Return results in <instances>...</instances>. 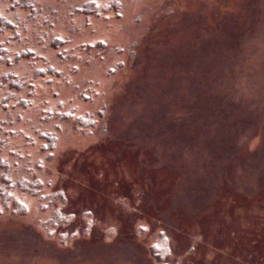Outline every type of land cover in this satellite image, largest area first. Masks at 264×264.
<instances>
[{
	"label": "rangeland",
	"instance_id": "374dc122",
	"mask_svg": "<svg viewBox=\"0 0 264 264\" xmlns=\"http://www.w3.org/2000/svg\"><path fill=\"white\" fill-rule=\"evenodd\" d=\"M35 1L0 264H264V0Z\"/></svg>",
	"mask_w": 264,
	"mask_h": 264
},
{
	"label": "trees",
	"instance_id": "16d2710c",
	"mask_svg": "<svg viewBox=\"0 0 264 264\" xmlns=\"http://www.w3.org/2000/svg\"><path fill=\"white\" fill-rule=\"evenodd\" d=\"M35 3H36L35 0H19V1L0 0V36L4 34L6 31H9L10 33V36L8 37V39L0 41V52L1 54L4 53L6 55V56L1 57L3 58V60L0 59V65H3V66H0V74H1L2 79L7 80L9 78L14 77L13 72H12V66L15 65V62L18 59H21V58L27 59V56L33 55L31 53L29 54L28 52H25V51H30L28 49H21V51H19L20 52L19 54H18V51L9 53L8 50H10V47H14L15 45L18 44V42L22 40V31H23V26L25 27V24L23 23L22 25V22L18 20L17 15L18 14H22L23 16L25 15L24 17L27 19L30 17V15L36 16L37 14L36 12H38L41 9L38 8ZM40 38H42V36ZM7 56H8V59H7ZM6 98L8 100L5 99L4 104H1L0 102V106H4L6 102L9 101L10 97L7 96ZM3 111H6V109H4ZM5 116L6 117H3L0 115V150L5 149V144L7 143V140H8L6 136L8 137L9 135H11L9 123L13 121V118L10 117L8 119L9 114ZM14 161L17 162V160H14ZM161 238H163L162 240L163 242L161 245L162 249L161 251H159L158 257L162 256V258L160 259L158 258L155 264H160V263L164 264L163 262L164 258L167 257V254H166L167 249L164 244L165 237L161 235Z\"/></svg>",
	"mask_w": 264,
	"mask_h": 264
}]
</instances>
